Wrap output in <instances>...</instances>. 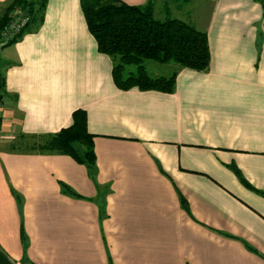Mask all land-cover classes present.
<instances>
[{
    "label": "crops",
    "instance_id": "0c3cea01",
    "mask_svg": "<svg viewBox=\"0 0 264 264\" xmlns=\"http://www.w3.org/2000/svg\"><path fill=\"white\" fill-rule=\"evenodd\" d=\"M204 1L181 20L205 31L208 67L179 68L170 93L115 86L80 0H47L0 45V264H264V0ZM79 108L92 170L11 149Z\"/></svg>",
    "mask_w": 264,
    "mask_h": 264
},
{
    "label": "trees",
    "instance_id": "16d2710c",
    "mask_svg": "<svg viewBox=\"0 0 264 264\" xmlns=\"http://www.w3.org/2000/svg\"><path fill=\"white\" fill-rule=\"evenodd\" d=\"M150 1L143 5H131L122 0H80V3L98 51L111 58L115 86L119 89L137 87L170 93L174 91L179 68L201 71L208 67L210 52L207 35L205 31L181 19L156 18ZM46 2H6L0 11V27L7 23L9 12L15 8L25 10L30 16L22 31L8 43L16 41L25 32L36 29L42 23ZM147 61L159 64L172 62L175 65L169 74L153 75L147 69ZM3 84L0 74L1 92ZM25 138H31L37 143L28 144ZM10 147L68 154L90 170L95 165L93 135L87 130L86 112L80 108L73 111L69 126L46 136L19 134ZM62 189L73 194L65 185H62Z\"/></svg>",
    "mask_w": 264,
    "mask_h": 264
},
{
    "label": "rangeland",
    "instance_id": "374dc122",
    "mask_svg": "<svg viewBox=\"0 0 264 264\" xmlns=\"http://www.w3.org/2000/svg\"><path fill=\"white\" fill-rule=\"evenodd\" d=\"M150 2L153 7L154 15L158 19H163L165 17H177L185 20L187 18L182 16V13L186 11L195 12V10L198 9V12L202 15L207 12V2L204 0H151ZM166 9L170 10L169 13L165 12ZM173 64L174 63L172 62L165 64H159L153 61L146 62L149 72H153V69L156 68L160 69L161 73L164 74L170 73ZM16 138H18V136H16ZM25 142L28 144L37 143V141L31 138H25Z\"/></svg>",
    "mask_w": 264,
    "mask_h": 264
},
{
    "label": "built area",
    "instance_id": "2783aa9c",
    "mask_svg": "<svg viewBox=\"0 0 264 264\" xmlns=\"http://www.w3.org/2000/svg\"><path fill=\"white\" fill-rule=\"evenodd\" d=\"M9 19L2 27H0V45L7 44L15 38L30 20L28 13L21 9L15 8L8 14ZM1 102V89H0Z\"/></svg>",
    "mask_w": 264,
    "mask_h": 264
}]
</instances>
